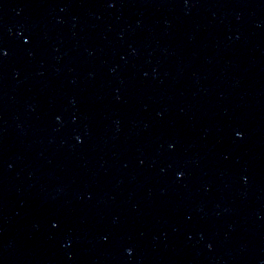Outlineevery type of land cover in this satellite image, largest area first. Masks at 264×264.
Returning <instances> with one entry per match:
<instances>
[{"label": "water", "instance_id": "water-1", "mask_svg": "<svg viewBox=\"0 0 264 264\" xmlns=\"http://www.w3.org/2000/svg\"><path fill=\"white\" fill-rule=\"evenodd\" d=\"M0 264H264V0H0Z\"/></svg>", "mask_w": 264, "mask_h": 264}]
</instances>
